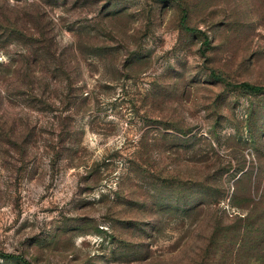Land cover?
<instances>
[{
    "label": "rangeland",
    "instance_id": "obj_1",
    "mask_svg": "<svg viewBox=\"0 0 264 264\" xmlns=\"http://www.w3.org/2000/svg\"><path fill=\"white\" fill-rule=\"evenodd\" d=\"M241 84L264 0H0V264H264Z\"/></svg>",
    "mask_w": 264,
    "mask_h": 264
},
{
    "label": "trees",
    "instance_id": "obj_2",
    "mask_svg": "<svg viewBox=\"0 0 264 264\" xmlns=\"http://www.w3.org/2000/svg\"><path fill=\"white\" fill-rule=\"evenodd\" d=\"M240 87L242 88H245L249 91H252V92H262L264 91V87H260V86H252V85H248V84H241ZM4 256V258H7V259H21L20 257L16 256V255H10V254H6V255H2ZM24 263H26L24 261Z\"/></svg>",
    "mask_w": 264,
    "mask_h": 264
}]
</instances>
